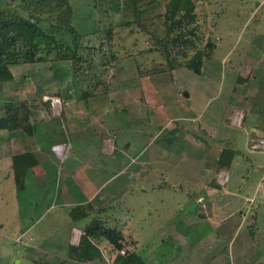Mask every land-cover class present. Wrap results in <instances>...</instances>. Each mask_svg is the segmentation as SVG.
I'll list each match as a JSON object with an SVG mask.
<instances>
[{
  "label": "rangeland",
  "instance_id": "rangeland-1",
  "mask_svg": "<svg viewBox=\"0 0 264 264\" xmlns=\"http://www.w3.org/2000/svg\"><path fill=\"white\" fill-rule=\"evenodd\" d=\"M71 1L83 19L95 0ZM201 3L217 47L200 74L179 68L140 77L134 57H126L104 70L87 99L68 61L18 65L15 79L0 83V114L5 102L36 99L33 119L39 125L32 142L23 130L0 129V264H69L70 246L96 217L122 230L123 249L147 264H193L203 246H209L205 264H241L224 238L233 237L244 250L248 235L264 238V147L257 146L264 140V0ZM112 18L118 22L121 15ZM89 38L99 43L98 35ZM55 143L60 146L48 158ZM218 145L235 148L244 163L220 172ZM31 149L37 163L26 173L29 162L14 169L13 155ZM85 163L101 166V183L87 190L96 193L94 202L78 205L86 195ZM254 168L261 169L253 173ZM220 178L227 190L251 194L246 208L261 210L255 231L245 225L224 236L212 225L215 215L194 218L202 212L194 194L206 196L205 186ZM66 197L74 204L62 205ZM76 207L90 214L73 218ZM193 218L200 223L191 225ZM99 243L103 260L80 264H118L117 251L107 240ZM243 264H264V255Z\"/></svg>",
  "mask_w": 264,
  "mask_h": 264
},
{
  "label": "trees",
  "instance_id": "trees-1",
  "mask_svg": "<svg viewBox=\"0 0 264 264\" xmlns=\"http://www.w3.org/2000/svg\"><path fill=\"white\" fill-rule=\"evenodd\" d=\"M201 2L95 0L83 19L71 0L0 2V83L12 82L15 79L13 68L18 65L68 61L81 96L87 99L103 80L104 70L112 62L126 57H134L140 77L179 68L200 74L217 47ZM113 14H120V21L114 22ZM84 20L89 22L85 27L90 29L83 27ZM100 25H103L102 31ZM92 34L99 38L103 35L97 45L89 38ZM36 106V99L5 102L1 108L0 129L23 130L31 137L38 134L39 125L33 119ZM237 152L224 149L217 169L228 168ZM29 158L25 153L22 157L13 155V168H23ZM29 169L31 167L26 165L24 172ZM79 208L72 210L73 218L85 216L77 218ZM102 240H107L117 251L118 264H147L134 251L123 254L121 250L127 242L124 232L116 226H108L100 217L82 229L79 243L69 248V258L83 263L101 262L104 250L99 242Z\"/></svg>",
  "mask_w": 264,
  "mask_h": 264
},
{
  "label": "crops",
  "instance_id": "crops-1",
  "mask_svg": "<svg viewBox=\"0 0 264 264\" xmlns=\"http://www.w3.org/2000/svg\"><path fill=\"white\" fill-rule=\"evenodd\" d=\"M237 111H239V110H237ZM235 114H236V112H235ZM235 114H234V116H235ZM252 128L253 127L249 128V131L252 132V134H258V132H257L258 130L254 128V130L252 131ZM222 133L223 132H221V134ZM218 134H220V133L217 131V135ZM223 134H222V136H223ZM34 136H32V137L28 136V138H29V140L31 142H32V138ZM53 136H55V134H53ZM53 136H51V137H53ZM54 139H55V137H53V140ZM221 141L223 142L222 138H221ZM64 144L66 145L67 143L64 141ZM221 145L217 146V148L218 147L220 148V149L218 148V150H223V148L226 147V146L223 147ZM59 146L60 145H58V143L54 144V149L52 148L53 145L49 146L51 148V150H49L51 155L48 156V158L49 157H53V155H55L54 151H55V149H58ZM50 148L46 147V149H50ZM232 149H235V148H232ZM35 152H36L35 149H31L29 151H26V154L30 155V158L28 159L29 164H27V167L30 166L32 168L35 165V163H37V162H35V159H34V157L36 156ZM237 156L238 155H236L234 157L232 164L239 165V163L240 164L244 163L245 159L243 157H242V159H238ZM240 157H241V155H240ZM100 167H101L100 165L97 166L96 164H89V163H85L83 165V170H84L86 179H85V183H84V187L85 188L83 187L81 189V191L84 194H86V195H85V199L84 200L77 202L78 205H85V204H88V203H92V202H94L96 200V198H95V194L96 193L95 192L87 193V190L90 187L93 188V187H95L98 184L100 185L101 182L96 176V173L100 172V170H101ZM260 169L254 168L253 169V173H256L257 170L260 171ZM213 170H210V171L212 172ZM222 171H224V170L221 169L220 172H222ZM225 172H227V171H225ZM227 174H228V172H227ZM249 175H251V172L249 174L246 173L245 175H243V177L247 178V176H248L250 178ZM71 176L74 177V175H71ZM214 177L216 178V175L215 176L213 175V178ZM220 181H221V183L216 179V180H214V182H215L214 185L210 184L207 188L205 186L206 189L204 188V190H205V192H206V190L208 191L207 194H206V196L209 197L208 199L206 198V196H204L200 192L194 194L193 199H197V201H196V203L198 204L197 206L201 207V209H202L201 213L196 212L194 214V218L198 219V217H196L197 215H199L200 217H207V216L210 217L212 215H215L216 216V220L211 219L212 220V225L216 226L217 230H219L224 236H225V233L226 234H227V232H232L233 233L235 231H238V230L244 228L245 225L247 226V228L249 229L250 232H251V229H253L255 231L256 228H258V226H259L258 225L259 219L256 220V217L261 214V210L260 209L256 210V209L252 208V210L254 209V211H251V210H248L246 208V206L249 203L248 200L251 197V194L248 192L245 195L244 192H239V191L238 192H232L230 190H227V188H225L226 185H227V181L224 182L223 179H221ZM229 181H230V177H229L228 182ZM222 183H224V184H222ZM244 183H245V179H244ZM219 186H220V188H219ZM221 187H223V188H221ZM84 189H86V190H84ZM216 192H222V193L219 194V193H216ZM87 194L90 195V196H87ZM213 196H215V197H213ZM74 202L75 201L70 200V197H66L64 199V201H62L61 204L62 205H71L72 203L74 204ZM94 207H97V206H94ZM70 212H71L70 213L71 215L74 213L73 211H70ZM83 214H85V216ZM89 214H86V213H82L81 214L79 212V213H77V218L81 217L82 215L83 216L81 218H83V217L85 218ZM251 214L252 215L254 214V216H253V220H251L249 222L248 221V217ZM194 218L191 219V222H190L191 225H198L200 222L196 221L197 219H194ZM255 225H256V227H255ZM224 239H225V241H229V243L232 246L231 256L233 257V254H235V250H236V254L241 258V261H242L241 264H243L245 262L246 258H250L252 260V262L255 261V260L256 261H260V259L264 255L263 252H262V250L264 249V238L261 235H258L257 233L252 238L248 235V246H247V248L245 250L243 248L239 249V248H237L235 246V242L233 241V237H231V238L230 237H225ZM37 242H38V245H40L42 243L41 241H37ZM202 242H205V241H202ZM255 246H257V248ZM208 247L203 246L202 247L203 251L201 252L200 251L201 249H200L199 250L200 252H198V253H196L197 252V249H196V251L194 253L195 256H193V260H191V262L193 264H205V262H202V258L204 256H207L208 253L206 251L209 250ZM246 256H248V257H246ZM231 260L234 263L235 262H239V260L237 261L235 258H231ZM68 261H70L69 264H80V262H77V261H72V260H69V259H68Z\"/></svg>",
  "mask_w": 264,
  "mask_h": 264
},
{
  "label": "built area",
  "instance_id": "built-area-1",
  "mask_svg": "<svg viewBox=\"0 0 264 264\" xmlns=\"http://www.w3.org/2000/svg\"><path fill=\"white\" fill-rule=\"evenodd\" d=\"M258 147L262 146L264 147V140H261L260 143L257 145ZM121 252L124 254L125 253V250H121Z\"/></svg>",
  "mask_w": 264,
  "mask_h": 264
}]
</instances>
